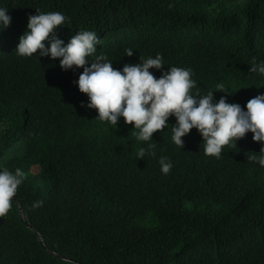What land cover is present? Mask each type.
Masks as SVG:
<instances>
[{"label":"trees","instance_id":"16d2710c","mask_svg":"<svg viewBox=\"0 0 264 264\" xmlns=\"http://www.w3.org/2000/svg\"><path fill=\"white\" fill-rule=\"evenodd\" d=\"M0 8L11 17L7 28L0 25V100L10 101L4 92L25 94L13 91L21 77L5 74L22 61L21 74L38 80L27 87L25 95L35 99L27 105L36 101L39 109L47 91L49 112L37 122L46 130L36 147L4 157L7 144L0 146V171L26 173L15 197L42 242L12 203L0 217V264H73L48 254L43 244L79 264H138L141 249L143 259L153 255V264H193L220 227L234 235L237 249L244 243L254 264H264V167L245 162L264 144L251 132L209 160L197 147H205L197 129L182 138V148L168 138L174 116L153 140H131L138 130L122 117L117 126L101 123L71 90H62L68 75L60 62L6 53L20 42L19 27L30 15L60 12L67 19L57 29L70 38L95 32L102 41L95 55H106L114 69L159 53L164 67L149 69L156 78L168 67L191 68L193 93L211 90L214 102L226 95L246 111L251 98L264 94V76L249 72L253 57L264 61V0H0ZM2 73L12 80L5 82ZM221 83L231 94L216 92ZM148 143L156 145V155L137 159V149ZM111 153L117 156L109 164ZM161 156L173 165L167 175ZM38 200L43 206L32 208Z\"/></svg>","mask_w":264,"mask_h":264},{"label":"clouds","instance_id":"9594fccd","mask_svg":"<svg viewBox=\"0 0 264 264\" xmlns=\"http://www.w3.org/2000/svg\"><path fill=\"white\" fill-rule=\"evenodd\" d=\"M7 11V8H0V25L3 28H7L11 22ZM66 19L60 12L37 11L36 15L29 16L28 24L19 27L18 32L22 35L20 42H13L6 53L19 60L36 56L53 64L60 62L61 73L68 75L62 90H71L78 105L89 111L99 122L117 126L122 117L126 124L133 125V129L138 130L129 134L131 140L148 142L153 140V133L162 132L168 127L169 117L174 116L176 124L167 134L168 138L182 148V138L193 128L197 129L205 146L197 147L206 157L205 160L219 158L224 146L237 147L236 142L248 132L253 134V141L264 144V94L251 98L246 104V111L239 104L228 103L226 95L214 102V92L211 90L207 94H201L198 89L193 93L196 81L192 79L191 68L168 67L167 71H162L160 78H156L149 69L161 70L164 67L159 53L155 58H140L138 64L126 63L122 70L114 69L112 61L106 55H95L96 46L102 42L95 32L84 30L70 38V35L57 29L65 24ZM67 38H70L68 43ZM125 53L131 57L133 49L127 48ZM89 57L93 59L90 61ZM21 62L15 61L16 65L6 70L5 74L21 77L13 91L26 94L27 87L38 84V80L21 74ZM250 63V73L264 76V61L257 63L253 57ZM5 74H1L4 75L5 82L12 80ZM216 88V92L231 94L222 83L217 84ZM3 94L8 95L10 101L0 100V146L3 142L7 144L4 157H18L20 153L30 151L41 141L46 126L40 128L37 122L49 115L44 100L48 99V92L42 93L43 100L39 109L36 101L33 105H27L29 100L34 99L33 95ZM36 112H39L38 115H33ZM5 120L7 123L3 124ZM155 147L153 143H148L147 147H139L136 152L137 159H143L146 155L155 156ZM250 153L245 162L258 163L264 167V147H261L258 154ZM116 156L114 153L109 155V164ZM159 164L165 175L173 167L168 158L163 156L159 158ZM25 178L26 173L20 168H16L14 173L8 168L0 171V217H4L14 203L18 207L19 217L21 211L20 219L41 242L40 236L27 222L15 197L18 186ZM43 203V200L35 201L32 208L42 207ZM2 220L0 218L1 223ZM233 237L232 233L220 227L219 233L207 238L209 244L206 245L205 242L199 248L197 260L192 263L213 264L216 260L217 264H234L238 258L237 264H254V256L243 253L247 252L241 248L244 243L237 249ZM43 249L50 255H57L44 244ZM142 251L143 249L137 259L138 264H153V255L143 259ZM58 256L61 257L59 259L79 264L75 260Z\"/></svg>","mask_w":264,"mask_h":264},{"label":"water","instance_id":"95a60500","mask_svg":"<svg viewBox=\"0 0 264 264\" xmlns=\"http://www.w3.org/2000/svg\"><path fill=\"white\" fill-rule=\"evenodd\" d=\"M20 217H22L21 211H20ZM0 223H1V221H0ZM55 256H57L58 258H61V257H59L58 255H55Z\"/></svg>","mask_w":264,"mask_h":264}]
</instances>
